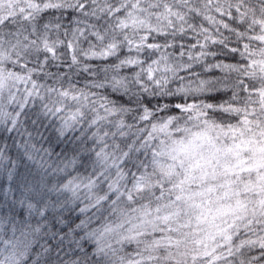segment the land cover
I'll use <instances>...</instances> for the list:
<instances>
[{
	"label": "snow or ice",
	"instance_id": "1",
	"mask_svg": "<svg viewBox=\"0 0 264 264\" xmlns=\"http://www.w3.org/2000/svg\"><path fill=\"white\" fill-rule=\"evenodd\" d=\"M0 264H264V0H0Z\"/></svg>",
	"mask_w": 264,
	"mask_h": 264
}]
</instances>
